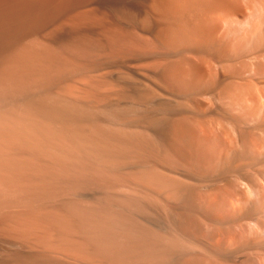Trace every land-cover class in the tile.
<instances>
[{
    "label": "bare ground",
    "instance_id": "obj_1",
    "mask_svg": "<svg viewBox=\"0 0 264 264\" xmlns=\"http://www.w3.org/2000/svg\"><path fill=\"white\" fill-rule=\"evenodd\" d=\"M264 264V0H0V264Z\"/></svg>",
    "mask_w": 264,
    "mask_h": 264
},
{
    "label": "rangeland",
    "instance_id": "obj_2",
    "mask_svg": "<svg viewBox=\"0 0 264 264\" xmlns=\"http://www.w3.org/2000/svg\"><path fill=\"white\" fill-rule=\"evenodd\" d=\"M2 264H3V261H2Z\"/></svg>",
    "mask_w": 264,
    "mask_h": 264
}]
</instances>
